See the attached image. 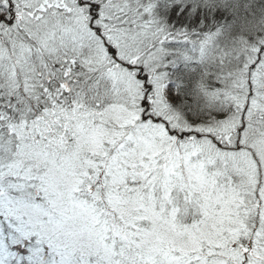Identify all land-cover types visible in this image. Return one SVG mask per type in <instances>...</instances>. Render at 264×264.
<instances>
[{
  "label": "snow or ice",
  "instance_id": "snow-or-ice-1",
  "mask_svg": "<svg viewBox=\"0 0 264 264\" xmlns=\"http://www.w3.org/2000/svg\"><path fill=\"white\" fill-rule=\"evenodd\" d=\"M0 264H264V0H0Z\"/></svg>",
  "mask_w": 264,
  "mask_h": 264
}]
</instances>
